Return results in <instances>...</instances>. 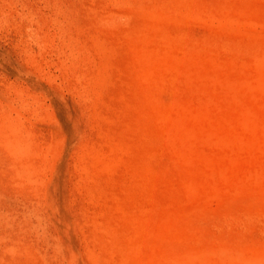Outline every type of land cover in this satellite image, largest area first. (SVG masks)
<instances>
[{
    "label": "rangeland",
    "instance_id": "rangeland-1",
    "mask_svg": "<svg viewBox=\"0 0 264 264\" xmlns=\"http://www.w3.org/2000/svg\"><path fill=\"white\" fill-rule=\"evenodd\" d=\"M0 264H264V0H0Z\"/></svg>",
    "mask_w": 264,
    "mask_h": 264
}]
</instances>
